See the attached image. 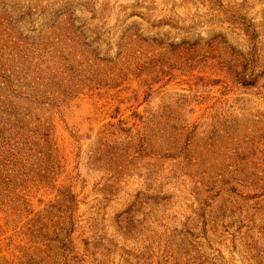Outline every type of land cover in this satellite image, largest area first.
<instances>
[{"label": "rangeland", "instance_id": "rangeland-1", "mask_svg": "<svg viewBox=\"0 0 264 264\" xmlns=\"http://www.w3.org/2000/svg\"><path fill=\"white\" fill-rule=\"evenodd\" d=\"M0 264H264V0H0Z\"/></svg>", "mask_w": 264, "mask_h": 264}]
</instances>
